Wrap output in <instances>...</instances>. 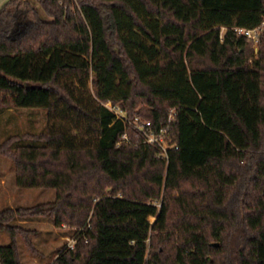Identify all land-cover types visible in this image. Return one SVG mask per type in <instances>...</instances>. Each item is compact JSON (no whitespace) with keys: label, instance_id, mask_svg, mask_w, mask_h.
Here are the masks:
<instances>
[{"label":"trees","instance_id":"trees-1","mask_svg":"<svg viewBox=\"0 0 264 264\" xmlns=\"http://www.w3.org/2000/svg\"><path fill=\"white\" fill-rule=\"evenodd\" d=\"M39 2L49 18L0 10V103L43 108L48 126L0 153L18 187L56 196L0 211V264H21L17 232L32 246L18 216L76 227L53 264H264V31L256 53L235 30L264 0ZM107 102L153 130L173 111L178 148L158 157Z\"/></svg>","mask_w":264,"mask_h":264},{"label":"rangeland","instance_id":"rangeland-1","mask_svg":"<svg viewBox=\"0 0 264 264\" xmlns=\"http://www.w3.org/2000/svg\"><path fill=\"white\" fill-rule=\"evenodd\" d=\"M25 1H28L27 5L39 9L44 18H49L42 10L39 0ZM73 2L74 5H78V0H73ZM24 4L26 5L25 2ZM48 122L47 112L43 108H16L11 104L5 106L0 103V145L16 134L45 131ZM37 143L41 142L25 139L22 144ZM16 176L15 162L0 153V211L6 208L45 206L54 201L55 189L20 188L17 186ZM158 205H160L159 202ZM9 225L32 231L28 234L32 246H29L26 241V233L17 232L18 255L21 264H53L58 251L67 247L76 234L75 226L64 224L58 227L48 217L42 216H26V218L18 216ZM10 240L9 232L0 231V244H8Z\"/></svg>","mask_w":264,"mask_h":264},{"label":"built area","instance_id":"built-area-1","mask_svg":"<svg viewBox=\"0 0 264 264\" xmlns=\"http://www.w3.org/2000/svg\"><path fill=\"white\" fill-rule=\"evenodd\" d=\"M235 30L238 34L245 35L249 40L253 42L252 46L255 48V51L257 53L261 34L264 31V16L262 22L254 28H235ZM104 105L109 107L116 114L118 119L129 123L139 134H141L145 143L158 146L161 149L158 157H162L168 160L169 149L173 147L175 149L178 148L177 146L168 144L166 141V136L171 129V123L174 121L173 111L169 114L167 124L165 126L160 127L159 130H153L150 120H147L140 115H136L134 118H129L126 110L121 108L119 105H115L111 102L104 103ZM123 139L128 140V136L124 134ZM76 236L77 233L73 236L72 241L68 243V248H73L75 246Z\"/></svg>","mask_w":264,"mask_h":264},{"label":"crops","instance_id":"crops-1","mask_svg":"<svg viewBox=\"0 0 264 264\" xmlns=\"http://www.w3.org/2000/svg\"><path fill=\"white\" fill-rule=\"evenodd\" d=\"M10 0H0V10L5 6Z\"/></svg>","mask_w":264,"mask_h":264},{"label":"water","instance_id":"water-1","mask_svg":"<svg viewBox=\"0 0 264 264\" xmlns=\"http://www.w3.org/2000/svg\"><path fill=\"white\" fill-rule=\"evenodd\" d=\"M215 244H217V243H215Z\"/></svg>","mask_w":264,"mask_h":264}]
</instances>
